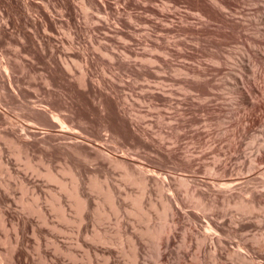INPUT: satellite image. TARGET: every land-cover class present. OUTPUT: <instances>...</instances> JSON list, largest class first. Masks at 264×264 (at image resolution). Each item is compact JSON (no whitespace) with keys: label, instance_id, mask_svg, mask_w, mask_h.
<instances>
[{"label":"rangeland","instance_id":"374dc122","mask_svg":"<svg viewBox=\"0 0 264 264\" xmlns=\"http://www.w3.org/2000/svg\"><path fill=\"white\" fill-rule=\"evenodd\" d=\"M219 1L0 0V264H264V0Z\"/></svg>","mask_w":264,"mask_h":264},{"label":"bare ground","instance_id":"6f19581e","mask_svg":"<svg viewBox=\"0 0 264 264\" xmlns=\"http://www.w3.org/2000/svg\"><path fill=\"white\" fill-rule=\"evenodd\" d=\"M212 1H214L216 4H219V5H221L222 6V3H220V1L219 0H212ZM228 2V1H227ZM215 5V4H214ZM217 6V5H216ZM223 8H225V7H223ZM211 13V12H210ZM210 15V14H209ZM150 60V59H149ZM155 61V60H154ZM150 62H152V61H150ZM190 75V74H189ZM194 78L196 79V80H199V78H200V74H197V73H195L194 74ZM191 79H192V77H191ZM201 79V78H200ZM257 106H258V104L257 103H252V104H250V107L252 108V109H255V108H257ZM139 174V173H138ZM139 178H141V179H143V181L145 182L146 180H147V178L145 177V176H142V175H140L139 176ZM164 183V182H163ZM76 185H77V182H76ZM76 185H75V187H76ZM163 186L164 185H160V188L161 189H163ZM227 188H229L230 189V186H228L227 185ZM77 189V187L76 188H74V190H73V196L76 198L78 195L76 194V192H75V190ZM205 194V193H204ZM79 197L78 198H76V202L78 203V204H81L82 203V201L80 200L79 201ZM200 201V200H199ZM227 202V204L229 205V204H233V206L235 207V208H237V209H239V210H241V211H244V210H246V209H248V204L247 203H244L243 201H238V202H230V201H226ZM83 204V203H82ZM170 208H171V206H170V204L168 203V205H167V210H170ZM165 229H167V228H165L164 226H162L161 228H159V229H157V230H155V231H153L152 232V237H153V239L155 240V241H158L159 239H160V237H161V235L165 232Z\"/></svg>","mask_w":264,"mask_h":264}]
</instances>
